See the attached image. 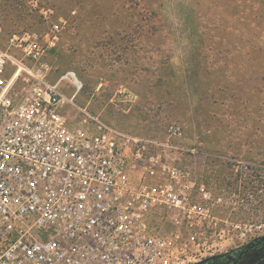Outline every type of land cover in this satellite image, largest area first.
<instances>
[{
    "label": "rangeland",
    "instance_id": "374dc122",
    "mask_svg": "<svg viewBox=\"0 0 264 264\" xmlns=\"http://www.w3.org/2000/svg\"><path fill=\"white\" fill-rule=\"evenodd\" d=\"M30 1L0 0L6 34L47 27ZM37 1L67 21L49 78L74 72L78 107L119 135L155 141L151 152L221 199L217 226L197 237L226 248L189 264H228L257 241L239 264H264V0ZM190 58L199 63L186 77ZM59 90L73 93L68 81ZM207 92L213 108L199 101Z\"/></svg>",
    "mask_w": 264,
    "mask_h": 264
},
{
    "label": "built area",
    "instance_id": "2783aa9c",
    "mask_svg": "<svg viewBox=\"0 0 264 264\" xmlns=\"http://www.w3.org/2000/svg\"><path fill=\"white\" fill-rule=\"evenodd\" d=\"M30 6L42 31L0 25V264H189L223 251L197 237L217 226L221 199L151 152L155 141L119 135L78 107L74 72L49 78L67 21Z\"/></svg>",
    "mask_w": 264,
    "mask_h": 264
},
{
    "label": "trees",
    "instance_id": "16d2710c",
    "mask_svg": "<svg viewBox=\"0 0 264 264\" xmlns=\"http://www.w3.org/2000/svg\"><path fill=\"white\" fill-rule=\"evenodd\" d=\"M54 51V50H53ZM51 51V52H53ZM192 58V57H191ZM190 58V61H188V65L186 66V70H185V76L188 77L190 73H196V65H198V61L196 60V62L193 63L192 59ZM213 61V60H212ZM213 64H215L213 62ZM184 76V77H185ZM200 103L202 104H207L208 108H213L214 106L217 105L219 99H217L216 95L214 92H207L206 94L202 95L200 97ZM210 115L207 112V117H209ZM210 118V117H209Z\"/></svg>",
    "mask_w": 264,
    "mask_h": 264
},
{
    "label": "flooded vegetation",
    "instance_id": "af4514ba",
    "mask_svg": "<svg viewBox=\"0 0 264 264\" xmlns=\"http://www.w3.org/2000/svg\"><path fill=\"white\" fill-rule=\"evenodd\" d=\"M264 241V240H263ZM262 241V242H263ZM260 242V243H262ZM258 248V241L256 243L251 244L249 247H246L240 251L232 253L230 256H227L225 261L228 264H239L240 261L252 250Z\"/></svg>",
    "mask_w": 264,
    "mask_h": 264
},
{
    "label": "water",
    "instance_id": "95a60500",
    "mask_svg": "<svg viewBox=\"0 0 264 264\" xmlns=\"http://www.w3.org/2000/svg\"><path fill=\"white\" fill-rule=\"evenodd\" d=\"M264 239H261V241H263Z\"/></svg>",
    "mask_w": 264,
    "mask_h": 264
}]
</instances>
